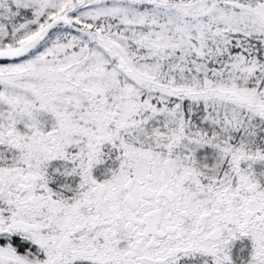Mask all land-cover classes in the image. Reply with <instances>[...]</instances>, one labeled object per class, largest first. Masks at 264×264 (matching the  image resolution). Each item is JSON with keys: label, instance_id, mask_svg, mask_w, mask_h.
Returning <instances> with one entry per match:
<instances>
[{"label": "snow or ice", "instance_id": "snow-or-ice-1", "mask_svg": "<svg viewBox=\"0 0 264 264\" xmlns=\"http://www.w3.org/2000/svg\"><path fill=\"white\" fill-rule=\"evenodd\" d=\"M0 264H264V0H0Z\"/></svg>", "mask_w": 264, "mask_h": 264}]
</instances>
